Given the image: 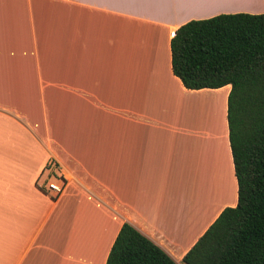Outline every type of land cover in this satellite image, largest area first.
Instances as JSON below:
<instances>
[{
    "label": "crops",
    "instance_id": "obj_1",
    "mask_svg": "<svg viewBox=\"0 0 264 264\" xmlns=\"http://www.w3.org/2000/svg\"><path fill=\"white\" fill-rule=\"evenodd\" d=\"M237 13L264 0H0V264H105L124 223L181 264L237 186L229 85L185 89L169 42Z\"/></svg>",
    "mask_w": 264,
    "mask_h": 264
},
{
    "label": "trees",
    "instance_id": "obj_2",
    "mask_svg": "<svg viewBox=\"0 0 264 264\" xmlns=\"http://www.w3.org/2000/svg\"><path fill=\"white\" fill-rule=\"evenodd\" d=\"M170 68L187 90L229 85L227 137L236 204L223 209L181 264H264V14H222L178 27ZM105 264H176L129 224Z\"/></svg>",
    "mask_w": 264,
    "mask_h": 264
},
{
    "label": "built area",
    "instance_id": "obj_3",
    "mask_svg": "<svg viewBox=\"0 0 264 264\" xmlns=\"http://www.w3.org/2000/svg\"><path fill=\"white\" fill-rule=\"evenodd\" d=\"M52 166H53L52 161L47 163V167H52ZM56 181L57 182H55V181H49L48 182L47 181L43 187L44 191L46 193H49L52 197L57 196L62 190V185L60 184V182L58 180H56Z\"/></svg>",
    "mask_w": 264,
    "mask_h": 264
}]
</instances>
